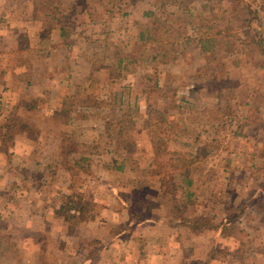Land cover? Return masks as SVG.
Masks as SVG:
<instances>
[{
	"label": "rangeland",
	"instance_id": "obj_1",
	"mask_svg": "<svg viewBox=\"0 0 264 264\" xmlns=\"http://www.w3.org/2000/svg\"><path fill=\"white\" fill-rule=\"evenodd\" d=\"M66 1L56 0L65 14ZM88 2L82 25L53 24L89 38H52L40 58L20 49L38 48L37 19L22 14L28 5L0 0V245L10 248L8 264H263L254 252H264V55L251 38L264 37V0ZM250 9L260 18L254 25ZM149 10L181 24L165 36L180 40L177 52L138 44ZM201 39H214L213 50L201 54ZM125 56L139 61L118 67ZM63 102L69 121L54 115ZM109 119L124 121L121 135L119 123L106 131ZM161 119L167 133L156 128ZM63 139L76 153L61 154ZM80 155L89 160L76 167ZM188 175L194 183L183 189ZM196 216L221 222L220 233L182 225ZM20 238L28 249L18 253Z\"/></svg>",
	"mask_w": 264,
	"mask_h": 264
},
{
	"label": "trees",
	"instance_id": "obj_2",
	"mask_svg": "<svg viewBox=\"0 0 264 264\" xmlns=\"http://www.w3.org/2000/svg\"><path fill=\"white\" fill-rule=\"evenodd\" d=\"M22 1H24V4L28 5V9L22 13L27 17L26 19H29V20L30 19H37L34 21L36 24H38V18L41 21L42 18L44 17L47 21L52 22V24L49 23L50 25L48 26V28L46 27L43 30H40V31L37 30L36 31V42H37L38 48H36V49L31 48L30 44H28V43H25L24 47H22L20 44V49L22 48L21 51L29 50L28 54L30 57L36 56V54H38L37 57L47 58L48 53L42 51V49L53 44L54 40H52V38H63V40H64V38H66V39L68 38V36H69L68 35V28L65 25H61L60 27L56 28V26H55V24H53V22H56L58 20H61V22L67 21L69 18L72 21V23H77V24L82 25L85 21V19L83 20V16L87 15V18H89L90 16L88 15L87 10L91 11V8H92V4H90L88 2V0H67L63 4L65 9L67 10V13L65 14V12H63L64 9L62 8L63 6L58 5L56 3V0H22ZM74 4H76V6L73 8ZM83 7H84V10H83ZM73 11H75V13L73 14V16H70L68 14V12L72 13ZM249 12L252 14V17L250 18V25H254V23L256 21L260 20L259 15L257 14V11L253 10V9H250ZM36 13H37V15H39L38 18L36 16H34V14H36ZM78 15H80V16L78 17ZM144 17L147 18L148 22L142 24V26H141L142 30L139 32V37L136 38V40L139 42L138 44H140V42H142V43L143 42H152L155 44V46L160 47L162 49H167L171 53L177 52V49L174 47V46H176V43H177L175 41H180V40L177 38L178 40L174 39V41H171L172 38H165V36L168 33H172L174 31H177L176 30V27H177L176 24L177 25H181V24H179L177 21L169 22L168 20H166L167 18L165 20L160 18L157 15V12L155 10L146 11L144 13ZM71 21H70V24H71ZM71 26H73V24H71L69 27H71ZM255 29H256L254 31L255 34H261V31H259L258 28H255ZM83 34H86L84 32V30L76 28V30L71 31V36H69V37L78 38V39L89 38L86 35L84 36ZM21 36H25V35L21 34ZM183 37H184L183 40H185V42H191L192 41L189 37H187L185 35ZM252 37L253 38H251V40L252 39L253 40L251 42H255V44L262 47V53L264 55V37L257 36V35L252 36ZM165 39H166V41L168 40V41H171L172 43L165 44ZM65 41H66V43L70 44V42H68L67 40H65ZM214 42H215L214 39H202L201 45H200V53L204 54V52L212 51L214 48V44H215ZM170 48H172V49H170ZM33 53H35V54H33ZM21 56H23V54ZM136 58H137L136 56H134L133 58L131 56H129V57L125 56V57L120 58L118 61V67H121L123 65V63L134 64L137 61H139V59H136ZM154 58H156V56ZM154 58H150V59H154ZM22 65H20V66H22ZM105 67H108V66L105 65V66H102L101 68L92 70L90 72L91 76L94 75L96 70L99 71L101 69H104ZM29 69H30V67H29ZM197 73L199 74V72H197ZM33 82L34 81L31 79L27 80V84H33ZM158 83H159V79L156 80V84H158ZM88 99H91V98H88ZM91 100H93V99H91ZM68 106H70V105L63 102L61 108L55 109V111H54L55 117L57 119H62L63 117H65L66 121L67 120L69 121V117H71V115H70L71 110ZM168 113L169 112H167L166 109H165V111L157 110V114H159V115L164 116V115H168ZM246 120H248V119H246ZM113 123L121 124L122 128H120V130H119L120 135H121L123 133V130H124V125H123L124 121L121 119L118 121H116V120L112 121L109 119L106 122V126H105L106 131L108 130L109 133H111V128H116V126H117L116 124L113 125ZM166 123L169 125L168 121L161 119L158 122L156 128L159 127V129H164V131L167 133ZM20 125H22V127H23L22 131L23 132L26 131V129H27L26 124L22 123ZM170 125H172V124H170ZM111 136L115 137L114 134ZM29 137H32V135L30 133H29ZM158 140L160 141V140H162V138L158 137ZM66 141H67V139H65V140L63 139V144H62L63 148L61 149V154L63 153L67 156V155H70L71 153H74V152L76 153L77 144H75L76 148H74L72 146H68ZM64 142H65V144H64ZM153 145L155 147H157L156 141H154ZM66 149H67V151H66ZM74 159L76 161L74 163V166H76V167L80 161L86 162L89 160V158L85 155L76 156ZM124 163H126L125 160L122 162V164H120V166L117 167V169L123 170L124 169ZM183 182L185 183V185L183 186V189H185V188H189L194 183V180L192 179V177H190L188 175L187 178H185ZM262 189H263V187L261 186L259 191H261ZM256 195H258V194H255V196ZM89 205H91V204H89ZM92 205H94V204H92ZM86 207H88V206H86ZM86 207L83 206V204H82V206L80 207V211H79L80 215H83L82 216L83 220L88 219L84 216V212H85ZM235 217H238V216L233 215V218H235ZM226 220H227V218L224 221H226ZM181 223H182V225L189 226L190 230L193 232H199L200 230H205V231L213 230L217 234L222 229V223L221 222L214 223L213 221H211V219H208L206 217H201V216L194 217V219L192 221H188V220H185L183 222L181 221ZM253 247H254V245H252L250 247L249 251H251V250L253 251L254 250ZM254 254L260 255L263 259V262H264V252L259 254L257 251H255Z\"/></svg>",
	"mask_w": 264,
	"mask_h": 264
},
{
	"label": "crops",
	"instance_id": "obj_3",
	"mask_svg": "<svg viewBox=\"0 0 264 264\" xmlns=\"http://www.w3.org/2000/svg\"><path fill=\"white\" fill-rule=\"evenodd\" d=\"M39 17V16H38ZM42 22H46V21H44V20H41ZM35 22V21H34ZM45 27L40 23V20H39V18H38V24H37V30H43ZM35 36H36V32H35ZM193 38H202V37H200V36H196V37H193ZM202 40V39H201ZM201 40H200V45H201ZM199 51H200V46H199ZM23 65L24 66H26L24 63H23ZM23 74V73H22ZM14 185H16V184H14ZM17 186V185H16ZM0 217H2L3 218V215H2V213H0ZM8 217V216H7ZM4 219V218H3ZM7 221V220H6ZM134 227H135V225L133 226V227H130V229H134ZM6 228H11V226H9V224H7L6 226H5V228L3 227V230L5 229L6 230ZM129 229V230H130ZM12 231V230H11ZM10 231V232H11ZM128 230H122L121 232H119V234H118V236L119 235H121V234H123V233H125V232H127ZM220 233V232H219ZM11 235V234H10ZM13 235V237L12 238H15V236H14V234H12ZM3 238L4 237H2V236H0V241H2L3 240ZM5 238H9V236L8 237H5ZM20 240H21V242H20V244H18V242H16L15 244H13L12 245V247L13 246H15V250L16 251H18V253L20 252V251H23V249H28V247L27 246H25V243H23V241H22V238H20ZM113 240H115V237H113ZM3 242V241H2ZM166 243V242H165ZM234 244L233 245H235L234 247H233V252H235V254H237V249H239V247L237 248V246H238V243H237V241H234L233 242ZM167 244V243H166ZM3 244H1L0 245V247L2 246ZM27 245H28V243H27ZM122 245V249L124 248V244L123 243H121L120 241H119V243H118V247H120ZM117 247V248H118ZM2 249L0 250V264H8V255H7V252H6V250L8 251V250H10V248L8 247V246H5V247H1ZM167 248V247H166ZM171 248V247H170ZM120 252V251H119ZM118 252V253H119ZM237 256V258H238V255H236ZM151 257V256H150ZM212 258V257H211ZM236 258V259H237ZM114 260H117V263L115 262V261H111V262H109L108 264H124V261H120V258H115ZM142 263L143 264H155V260L151 257V258H145L144 260H142ZM81 264H90V262H88L87 261V259H85V261H84V263L82 262ZM165 264H173V260L171 259V260H166L165 261ZM263 264H264V262H263Z\"/></svg>",
	"mask_w": 264,
	"mask_h": 264
}]
</instances>
